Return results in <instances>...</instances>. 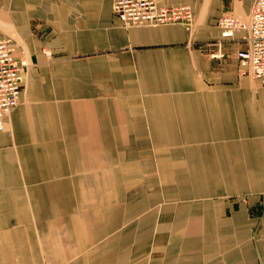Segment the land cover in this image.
<instances>
[{
  "label": "crops",
  "instance_id": "1",
  "mask_svg": "<svg viewBox=\"0 0 264 264\" xmlns=\"http://www.w3.org/2000/svg\"><path fill=\"white\" fill-rule=\"evenodd\" d=\"M190 5L126 28L113 0H0L28 71L0 131V264H264V84ZM222 53V56H215Z\"/></svg>",
  "mask_w": 264,
  "mask_h": 264
},
{
  "label": "built area",
  "instance_id": "2",
  "mask_svg": "<svg viewBox=\"0 0 264 264\" xmlns=\"http://www.w3.org/2000/svg\"><path fill=\"white\" fill-rule=\"evenodd\" d=\"M112 7L126 28L180 23L192 34L196 26L190 5L168 8L159 6L156 0H113ZM218 26L221 40L231 39L237 31L244 32L243 40L248 48L239 52V61L246 72L264 84V0H255L245 18L231 13L221 15ZM15 51L10 37L0 38V131L7 128L11 111L21 102V88L28 71L25 59L18 58Z\"/></svg>",
  "mask_w": 264,
  "mask_h": 264
}]
</instances>
